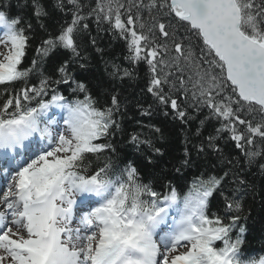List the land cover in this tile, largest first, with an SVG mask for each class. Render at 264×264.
<instances>
[{"label": "snow or ice", "instance_id": "obj_1", "mask_svg": "<svg viewBox=\"0 0 264 264\" xmlns=\"http://www.w3.org/2000/svg\"><path fill=\"white\" fill-rule=\"evenodd\" d=\"M27 6L35 26L0 0V264H264L244 248L247 182L224 154L231 143L248 164L264 160V0ZM90 22L123 44L109 80L143 66L140 115L198 120L196 137L211 125L191 147L226 167L189 180L186 137L178 188L152 123L155 139L130 133L135 158L118 156L120 94L101 103L81 78L87 47L104 52Z\"/></svg>", "mask_w": 264, "mask_h": 264}, {"label": "trees", "instance_id": "obj_2", "mask_svg": "<svg viewBox=\"0 0 264 264\" xmlns=\"http://www.w3.org/2000/svg\"><path fill=\"white\" fill-rule=\"evenodd\" d=\"M8 2L15 14L26 15L35 26L36 21L31 16L30 7L27 6L30 4V0H8ZM86 2L91 3L92 0H86ZM41 3L51 8L54 0H41ZM90 27L93 29L92 35L97 36L98 47L104 49V52L97 53L91 46L87 47L89 64L87 71L82 73L81 78L85 79L93 95L101 103L109 102L110 93L114 88L120 94L122 108L117 118L121 121L122 131L117 133L112 141L117 148L118 156L123 158L127 155L135 158L133 156V149L127 142L130 133H139L141 138L152 137L155 139V134L145 126L152 123L162 127L164 131V140L160 143L163 145L165 156L161 159V165L171 173L170 178L173 179V183L178 188L181 186L186 187L187 181L180 174L171 171V167L183 158L186 137L190 141L188 147L192 153L193 166L184 171L183 175L189 180L193 175L200 172L216 171L221 167H226L227 165L215 155L198 156L195 149L191 147L192 144L198 143L207 136L212 130L211 125L206 126L200 137H196L194 132L198 126V120L192 122L185 129L179 122L168 120L159 114L150 119L140 115V105L147 106L148 103H151V99L141 93V89L143 88V66L137 69L139 78L124 81L109 80L105 72V61L117 58V62H122L118 58L123 55V44L104 31L97 33L94 22H90ZM101 27L103 28L104 26L102 25ZM33 54L30 51L29 55ZM124 66L128 67L127 63H124ZM138 121L140 123H137ZM157 146H160V144ZM224 154L228 159L233 161L231 167L237 169L241 177L247 182L246 187L242 189L244 215L247 217L245 221L247 232L245 234L244 248L251 254H262L264 253V170L259 167V164L264 163V160L248 164L231 143L224 145ZM135 155L138 156L139 153Z\"/></svg>", "mask_w": 264, "mask_h": 264}]
</instances>
